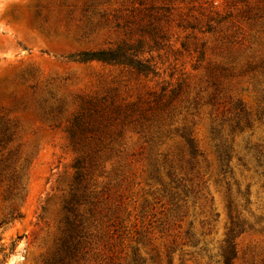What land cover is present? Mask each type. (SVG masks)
<instances>
[{"label":"rangeland","instance_id":"obj_1","mask_svg":"<svg viewBox=\"0 0 264 264\" xmlns=\"http://www.w3.org/2000/svg\"><path fill=\"white\" fill-rule=\"evenodd\" d=\"M0 264H264V0H0Z\"/></svg>","mask_w":264,"mask_h":264}]
</instances>
